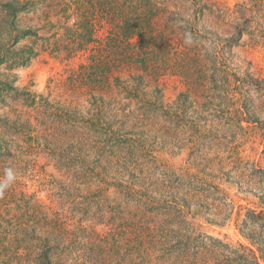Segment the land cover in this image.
Here are the masks:
<instances>
[{"label":"trees","instance_id":"1","mask_svg":"<svg viewBox=\"0 0 264 264\" xmlns=\"http://www.w3.org/2000/svg\"><path fill=\"white\" fill-rule=\"evenodd\" d=\"M249 1L231 8L209 0H0V66L8 71H0V264L12 260L9 236L31 264H153L160 252L189 264L264 263V188L236 212L248 245L195 223L218 208L200 202L203 193H223L214 165L201 164L203 148L220 145L216 121L242 129L262 121L264 77L233 57L245 35L258 30L264 39V0ZM102 26L107 34L95 37ZM43 53L80 60L49 79L47 95L20 88L14 73ZM167 76L186 86L173 101L160 88ZM158 144L195 157L185 178L161 172ZM34 154L61 174L57 219L54 206L25 192L17 213L11 208L16 187L4 178L25 173ZM119 199L127 211L114 224L118 212L107 209ZM225 205L228 215L205 219L231 221L235 205Z\"/></svg>","mask_w":264,"mask_h":264},{"label":"rangeland","instance_id":"2","mask_svg":"<svg viewBox=\"0 0 264 264\" xmlns=\"http://www.w3.org/2000/svg\"><path fill=\"white\" fill-rule=\"evenodd\" d=\"M209 1L217 2L231 8H234L236 4L250 2L249 0ZM187 11L191 13L190 10ZM259 20L264 22V13ZM2 27L3 26H1V28ZM253 27H256V24ZM5 31L6 29L3 28L4 33ZM106 34L107 29L105 26H102L101 29L95 32L94 36L99 38L104 37ZM258 34L259 32L257 30L253 34L245 35L241 45L233 49V57L237 66L243 69L249 68L256 75L264 77V39H259L260 37H258ZM23 45L24 42H19L16 48H21ZM79 63L80 60L67 62L54 58L49 53H43L36 59H33L27 66L14 70V73L18 76L16 84L20 88L29 87L37 93L47 95L49 79L51 77L61 78L65 76V70L67 68L77 67ZM0 71L4 74L8 73L6 68L2 66H0ZM160 88L163 90L162 93L165 99L170 101L175 100L181 91L186 90L185 85L180 83L177 79L168 76L162 79ZM255 102L256 105L260 103L259 100ZM261 113L262 115L260 118L262 121H259V123H256V126L253 125L250 128L242 129L236 124L232 125V122L225 118L216 121L219 126L216 127L217 129L215 128L213 134L214 138L221 140L219 143L220 145L216 147L215 144H211L212 146L209 145V147L205 146L203 148L205 149L203 151L205 158L202 160L201 164H203L205 168L214 165L213 167L215 170H212V175L215 180L222 183L221 187L223 193L213 192V190L203 193V198L200 202L205 205L206 203H214L218 208L216 210L213 208H206L204 217H198L195 223H197V228L200 231L223 239L236 247L239 246V243L249 244L240 232L239 227H237L238 221L235 216L238 211V206H253L251 202H258V198L255 194H258V192L264 188V174L258 175L255 173V170L258 168L264 170V109L261 110ZM242 126L246 127L248 123L243 122ZM181 136L185 138L191 136V134L186 130L182 131ZM155 150L158 151L161 160H166V163H164L165 165L162 163L163 165L160 168V170H162L161 172L169 174L172 180H176L178 176L180 178H185V167H188V165L192 166L195 162L193 159L195 157L192 158V156H189V150L186 148L167 149V147H161L160 144H158ZM28 160L30 164L27 166L25 173L20 174L19 171L14 170L15 175H12L13 179L10 180V183L8 177L4 178L8 184L12 185V187H16V189L13 188L14 194L12 193V197H14V199L11 208L17 213L19 203L14 207L16 198L20 199V194L22 195V192H25L28 196L38 200L43 205L54 206L53 216L50 215L51 219H57L59 214L63 216L62 201L59 197L63 190L60 182L61 174L45 157L34 154L29 155ZM176 190L182 192L183 186ZM163 191L165 190L163 189ZM226 200L235 205L232 220L225 222L223 225L217 224L218 221L213 223L208 222L205 218H214V212L221 213L223 217L228 215L230 209L225 205ZM115 201L113 205L116 208H108L107 210L118 212V216L112 215L113 218L111 217L109 219L112 220L114 224H118L119 215L122 216L127 209L123 203V199ZM245 212V209L241 210V218H243ZM117 237L120 238L119 235ZM7 246L10 251V257L12 258L9 264H31V262L28 261L29 259L23 258L20 255L22 249L19 248L20 246L14 236H9ZM122 255H124V251H122ZM156 257L158 260H151L153 264H189L184 260H169L163 252L158 253ZM199 263L205 264L202 260L199 261ZM56 264L63 263L58 259ZM69 264L73 263L69 260Z\"/></svg>","mask_w":264,"mask_h":264}]
</instances>
